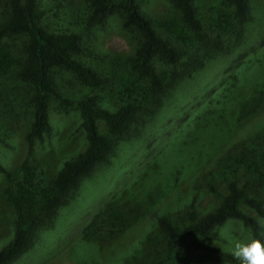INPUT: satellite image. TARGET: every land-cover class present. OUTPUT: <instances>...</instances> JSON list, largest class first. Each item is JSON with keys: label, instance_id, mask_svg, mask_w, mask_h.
<instances>
[{"label": "trees", "instance_id": "1", "mask_svg": "<svg viewBox=\"0 0 264 264\" xmlns=\"http://www.w3.org/2000/svg\"><path fill=\"white\" fill-rule=\"evenodd\" d=\"M146 1L0 0V80L8 85L12 78L25 87L19 97L32 117L28 156L51 134L52 110L76 111L87 141L84 150L63 160L48 182L29 157L19 180L0 164V172L16 181L7 196L16 214L15 231L0 248V264H14L35 245L44 228L55 225L60 211L81 200L79 190L91 182L94 170L112 160L124 143L135 142L185 80L196 79L210 61L240 45L252 11V0H222L210 34L197 0H164L169 11L163 19L144 7ZM110 22L126 33L132 44L129 52L113 54L105 49L102 37L110 31ZM244 95L234 103L246 118L254 111L252 106L264 103V87L256 86L252 97ZM212 115L204 125L202 117L188 129L202 136L224 131L226 138L231 125L224 126V116ZM0 119L4 121L3 115ZM236 151L220 169L226 190L212 182L205 187L216 198L212 208L204 210L199 205L202 198L191 194L180 200L184 193L175 191L192 173L188 162L182 172L175 168L176 160L185 162L176 157L174 174L156 187L151 183L150 192L146 185L106 202L81 231L68 258L75 264H202L205 253L218 263L240 264L231 250L215 242L224 227L237 221L253 238L264 235V127ZM176 154L180 155L173 149L171 157ZM128 198H133L130 205ZM143 204L152 212L161 205L154 216V233L148 230L138 241L118 247L113 258L104 255L112 240L134 229L149 213L139 207ZM156 243L163 245V252Z\"/></svg>", "mask_w": 264, "mask_h": 264}, {"label": "rangeland", "instance_id": "2", "mask_svg": "<svg viewBox=\"0 0 264 264\" xmlns=\"http://www.w3.org/2000/svg\"><path fill=\"white\" fill-rule=\"evenodd\" d=\"M197 1L202 7L205 27L210 34H214L211 31L214 22L212 17L213 14H218L222 0ZM144 7L157 19H163L169 11L164 0H147ZM109 30L102 37L105 49L113 54L129 52L132 44L124 30L114 22H110ZM241 39L240 45L235 49L210 61L205 71L196 79L185 80L176 95L166 102L160 114L153 118L151 126L135 142L124 143L112 160L99 165L91 175V182L86 181L79 190L81 200L60 211L55 225L44 228L35 245L14 264H75L68 258V253L80 239L81 231L106 202L117 194L127 197L139 192L146 185V191L150 192L151 183L154 182L156 187L155 183L165 182L168 176L174 174L172 170L176 167H180L182 172L187 167L186 162L191 164L192 174L185 176V180L175 191L184 193L180 195V200L191 194L202 198L199 205L204 210L215 206L216 198L205 188L207 183L212 182L226 190L227 186L220 177L223 164L231 155L238 153L236 148L240 143L245 144L249 136L257 135L264 127L261 120L264 119V103L257 107L252 106L254 111L248 112L246 118L240 115L239 107L234 103L239 94L252 97L256 86L264 87V60L258 63L264 59V0H252L251 17ZM9 82H13L15 86L9 85ZM24 89L25 87H20L12 78L8 80V85L0 80V117H4V121L0 119V164L13 171L16 180L23 177L21 166L29 157L27 131L32 117L20 102L19 93ZM101 95H104V91ZM212 114L224 116V126L231 125L230 134L226 138L224 131L213 135L207 132L202 136L200 132L188 129V125L194 128L196 120L199 121L202 117L206 119L207 115L203 125L209 122L214 116ZM50 117L53 126L51 134L37 142L35 152L29 157L31 163L42 173L44 182L49 181L63 160L87 147L81 117L76 111L58 113L52 110ZM101 126L104 128L102 123ZM235 126L240 127L236 129ZM212 144L220 147L212 151L208 148ZM173 149L180 155L171 157ZM176 157L185 162L175 161ZM174 161L178 163L173 169ZM162 171L163 176H160ZM238 171L237 169L234 175ZM15 188L16 181L9 180L0 172V248L8 243L15 231L16 214L7 200L8 192ZM83 191L85 198L82 199ZM132 201L133 198L126 200L129 205ZM139 207H144L143 211L147 212L150 208L146 204ZM160 208L161 205H157L134 229L117 240H112V245L105 248L103 254H110L113 258L118 254V247L136 242L155 229V217L159 215ZM217 236L215 244L228 250L233 248L237 240L253 239L246 227L238 221L228 224ZM261 240H264V235ZM156 244L163 252V245ZM104 255L103 259L107 260ZM200 260L202 264H226L214 261L205 253H201ZM92 264L96 263L93 261Z\"/></svg>", "mask_w": 264, "mask_h": 264}, {"label": "clouds", "instance_id": "3", "mask_svg": "<svg viewBox=\"0 0 264 264\" xmlns=\"http://www.w3.org/2000/svg\"><path fill=\"white\" fill-rule=\"evenodd\" d=\"M231 254L240 261V264H264V240L259 238L237 240Z\"/></svg>", "mask_w": 264, "mask_h": 264}]
</instances>
